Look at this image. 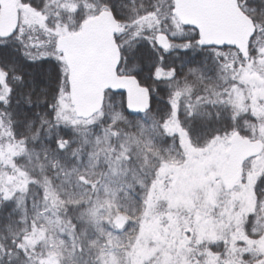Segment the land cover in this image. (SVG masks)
<instances>
[{
  "label": "snow or ice",
  "instance_id": "1",
  "mask_svg": "<svg viewBox=\"0 0 264 264\" xmlns=\"http://www.w3.org/2000/svg\"><path fill=\"white\" fill-rule=\"evenodd\" d=\"M0 264H264V0H0Z\"/></svg>",
  "mask_w": 264,
  "mask_h": 264
}]
</instances>
